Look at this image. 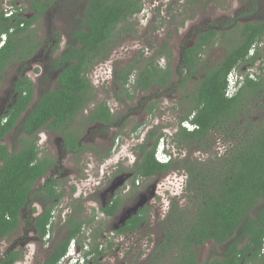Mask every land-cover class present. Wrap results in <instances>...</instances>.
Wrapping results in <instances>:
<instances>
[{
  "label": "trees",
  "instance_id": "trees-1",
  "mask_svg": "<svg viewBox=\"0 0 264 264\" xmlns=\"http://www.w3.org/2000/svg\"><path fill=\"white\" fill-rule=\"evenodd\" d=\"M60 1L85 4L77 14L78 24L69 33L65 49L53 59L52 67L60 69L54 88L40 95L29 108L34 99L33 82L23 77L17 82L19 93L15 102L2 116L6 121L0 118V239L18 229L22 210L40 189L46 198L45 205L50 204L30 221H34L33 228L40 241L49 228L52 229V211L64 193L59 189V181L52 176H47L44 184L35 189L36 182L45 177L54 165V158L41 154L37 144L38 133L42 130L59 133L66 150L79 154L87 146L80 143L81 136L75 130L76 117L88 105L93 104L81 123H101L109 127L117 121L105 100H95L96 90L88 73L97 62L108 58L119 34L134 31L127 27L119 30L118 27L128 24L131 17L141 12L143 0ZM52 4L53 0H32L29 5L32 14L29 16L19 15L18 9L11 16L0 11V34L8 33L0 48V78L9 63L31 57L41 45L34 24ZM262 4L264 0H249L245 4L248 18L233 25V36L215 64H210L203 55H207L208 50L219 42L221 33L216 27L208 26L198 33L193 44L183 47L181 60L175 69L171 63L172 51L165 42L155 54L144 57L140 52L132 62L114 70L113 94L115 99L125 104L133 100L138 90L145 92L166 85L185 87L188 79L194 76L197 78L195 88H185L187 92L182 94L187 104L181 107L183 114L178 122L187 120L193 128L179 126L172 138L177 145L186 146L189 153L190 149L210 152L217 138L224 143L222 152L207 154L203 159L192 158V161L187 160L189 154L175 161L177 156L168 151L171 158L166 163L155 158L157 144L162 138V132L157 128H150L144 141L137 145V160L129 170L133 173L132 187L139 178H152L173 168L182 169L187 175L190 204L180 206L177 201H171L160 221L165 229L161 239L162 255L173 252L172 264H264V253L260 255L264 244V72L251 71L244 75L235 72L241 63L252 67L260 58L258 45L264 39V16L260 18L258 14H264V6L263 10L260 9ZM10 28H13L12 32H9ZM58 47L59 43L55 50ZM164 50L168 51L165 66H162L157 59ZM260 71H263L262 65ZM201 72L203 75L200 76ZM230 73L237 77V88L226 94ZM141 101L146 103V99ZM144 107L147 114H153L158 105L149 102ZM24 111L23 118L18 121ZM139 126L136 123L132 130ZM14 129L23 133L21 148L10 151L2 139ZM213 137L215 139L212 140ZM110 149L111 146L100 153V161L109 156ZM119 171L124 170L120 168ZM119 204L120 199L115 197L101 210L114 215ZM78 207L83 211L81 206ZM147 209L141 210V214L135 215V220L121 230L138 228L146 219ZM94 217L85 220L73 215L68 217L64 225L66 237L57 241L41 264H57L72 239L80 242L82 227L90 226ZM208 242L223 245L222 252L218 257L200 261L197 248ZM111 246L110 242L107 247ZM88 254L103 256L104 251L95 242ZM21 256L22 248H7L0 264H15ZM148 264L161 262L154 257L149 258Z\"/></svg>",
  "mask_w": 264,
  "mask_h": 264
},
{
  "label": "rangeland",
  "instance_id": "rangeland-1",
  "mask_svg": "<svg viewBox=\"0 0 264 264\" xmlns=\"http://www.w3.org/2000/svg\"><path fill=\"white\" fill-rule=\"evenodd\" d=\"M12 1L17 3L16 6L24 7L23 11L25 14L32 13V10L28 9L32 0ZM248 1L143 0L141 12L131 17L128 24L125 22L126 26L121 24L118 27L119 30L121 27H127L129 29L132 28L134 31L129 30L125 31L123 35L119 34L116 39L117 44L111 48L108 58L97 62L95 68L88 73L96 90L95 100H105L107 102L115 115L116 123L109 127L101 125V128H99L100 126H93L94 124L92 123H81L85 112L79 114L76 118L75 130L80 134L83 143L87 147L85 152L78 156L70 151V153L64 154L61 158L59 169H62V171L56 177L58 180H63L60 183V189L64 193V198L52 211L54 218H52V229L49 228L48 231L49 236L43 238V241H39L33 228V220L30 221V218H35L43 210L42 204L38 203L40 199L38 192L33 194L32 202L22 210L18 229L10 236L0 239V258L6 253L7 248H22V256L15 264H41L47 259L50 250L56 246L57 241L62 239L66 229L64 227L65 220L73 214L75 216L76 211L80 212L78 206H83L85 210L79 214L77 213V217L83 220L93 215L95 217L90 226L89 234L82 231V237L78 243L83 245L82 249H86L87 245L90 247L93 242L102 244L104 255L99 262L100 264H147L149 258L153 259L154 257L161 264L173 263V252H167L162 255L161 239L165 229L160 221L169 208L171 201H177L180 206L190 204L186 189L187 175L182 169L173 168L165 174L154 176L147 180L145 186L155 184V193L154 196H151L146 201L150 209L146 212L147 219H145V224L134 232L121 235H111L112 232L110 231L116 228L117 219L114 217L103 218L99 214L98 208L102 202H100L98 195L94 194L91 196L92 185L100 183L99 189L103 186L106 187L112 178L110 175L118 167L124 170L122 172H127L134 166L131 152L137 150L139 142L136 140L140 139L148 128L155 127L162 132L161 137L166 143L168 151L173 156H177L175 161L183 158L186 154H189L187 160L192 161V158L199 157L203 159L207 154L220 153L224 150V143L221 138H217L210 152L190 149L189 153L186 146L177 145L172 138V134L177 127L182 126V123L178 124L179 118L183 114L181 107L187 104V99H184L182 94L187 92L185 88L190 90L195 88L197 78L194 76L188 79L185 87L166 85L161 89L153 87L145 92L138 90L135 92L133 100L125 104L115 99L113 81L111 79L112 74H114L115 68L132 62L134 58L139 56L140 52H142L144 57L155 54L165 42L172 51L171 63L172 68L175 69L181 60L183 47L193 44L198 33L208 26L216 27L221 33L219 42L208 50L207 55H203L204 59H209L210 64H215L218 61L217 59L223 55L230 37L233 36V25L248 18L245 15V4ZM4 2L5 0H0L3 6ZM84 4L85 2L53 0L49 10L34 24V27L37 28V38L45 41V37L49 33L56 36L57 39L60 37V48L58 50L60 51L67 43L69 33L77 26L76 17L83 10ZM263 6L264 4L260 6L261 10H263ZM258 16L261 18L264 14H258ZM260 43L264 46V39ZM45 50L40 49L37 51L36 60L43 61L53 58L52 56L43 55ZM58 51L56 54H58ZM167 51L164 50L161 57L157 59L162 66H165ZM260 51V53L263 52V50ZM263 64L264 60H260V58L256 60L252 67L247 63H241L235 68V72L239 75H244L251 71L261 74L260 67ZM32 65H35V63ZM19 66L20 63L11 62L1 78L0 105L5 100L3 99L4 95L6 96L7 94L5 90L11 85L13 77L18 74ZM25 75L29 76L35 85L39 84V80L36 79L37 72L34 68L28 70ZM199 75H203V72ZM177 80L178 78L176 77L175 81L177 82ZM129 84H132V81ZM142 99H146L145 104L149 102L157 103L158 107L153 114L145 112V104L142 103L144 102L141 101ZM262 101L264 102V99ZM136 123H139L140 126L136 130H132ZM114 134L113 142L115 143L118 137L119 145L113 149L114 144L112 143L109 156L100 161L99 155L94 153V151H104L108 147L109 142H105L102 137ZM21 136H23V133L14 129L2 139V142L8 146L10 151H16L21 148ZM38 136V145L42 150L41 154L46 155L50 152L51 156H58L61 150V141L57 139L58 137L51 133L46 134L44 131H41ZM214 137L212 140L215 139ZM43 180L44 178H41L36 182L35 189L42 186ZM145 186L138 190L143 192L146 188ZM72 188L75 190L72 191ZM138 190L127 193L125 188L120 189L116 194L120 199L119 209L127 208V206L130 208L135 202ZM124 191L125 193H123ZM32 208H36V210L33 212L31 211ZM95 234L98 235L93 238ZM86 238L89 240L84 243ZM108 238L111 240L108 241ZM110 242L112 246L108 248L107 245ZM222 249L223 245L213 242L205 243L197 248L199 260L204 261L212 257H218ZM82 252L83 250H81ZM74 258L76 259L74 264H83L85 262V258L82 255L77 254ZM85 264L89 263L86 262Z\"/></svg>",
  "mask_w": 264,
  "mask_h": 264
},
{
  "label": "flooded vegetation",
  "instance_id": "flooded-vegetation-1",
  "mask_svg": "<svg viewBox=\"0 0 264 264\" xmlns=\"http://www.w3.org/2000/svg\"><path fill=\"white\" fill-rule=\"evenodd\" d=\"M5 3L6 4H9L10 6H13L14 8H17L18 9V14L20 15H26V16H29L30 14L28 13V14H25L24 13V11H23V8L24 7H22V6H16L17 5V3L14 1H12V0H5ZM30 4H31V2H30ZM29 4V5H30ZM28 9H29V6H28ZM32 14V13H31ZM43 17V16H42ZM41 18V17H40ZM37 34V33H36ZM8 37V36H7ZM40 39V38H39ZM59 39H60V37L57 39L56 38V36H54V35H52L51 33H49V34H47L46 35V37H45V41L44 40H42L41 41V45L38 47V49L33 53V55L31 56V57H29V58H27V59H24V60H20V61H12V62H17V63H20V66H19V69H18V74L17 75H15L14 77H13V79H12V83H11V85L5 90L6 91V96L4 95V98L3 99H5L4 100V102H5V106H4V102L3 103H1V105H0V118L3 116V115H5V114H7V112H9V109L12 107V104L15 102V100H16V98H17V96H18V93H19V89H18V86H17V82L20 80V79H22L23 77H28V78H30L29 76H27V75H25V73L28 71V70H32L33 68L36 70V72H37V75H36V79L37 80H39V84H37V85H35L34 84V82H33V80L31 79V81L33 82V96H34V99L32 100V102L28 105V107L30 108V106H33L34 105V103H35V101H36V99L40 96V95H42L43 93H45V92H47V91H49V90H52L53 88H54V86H55V84H56V80H57V76H58V73L60 72V69L59 70H56V69H54L53 67H52V65H53V59H56V57H58L60 54H61V52L65 49V46H66V44L64 45V47L60 50V51H58L59 50V48H60V41H59ZM57 43H59V47H58V49H56L55 50V47H56V44ZM55 44V45H54ZM43 45V46H42ZM54 45V46H53ZM41 47H43V48H41ZM258 47H260L259 49L260 50H263V52H264V46H262L261 45V43H259V45H258ZM40 49H46L45 50V52H44V54L43 55H45V56H48V57H53L52 59H50V60H36V53H37V51H39ZM58 51V54H56V52ZM261 52V51H260ZM260 53V60L262 59V60H264L263 58H264V53ZM33 63H35V65H32ZM10 64V63H9ZM8 64V65H9ZM263 66V71H262V73L264 72V64L262 65ZM8 67V66H7ZM93 68H95V66L93 67ZM92 68V69H93ZM6 71V70H5ZM5 71H4V73H5ZM91 71V70H90ZM4 73H3V75H4ZM3 75H2V77H3ZM1 77V78H2ZM0 78V81L2 80ZM112 78H113V74H112ZM111 78V79H112ZM53 85V86H52ZM91 105H93V104H91ZM91 105H88L82 112H85V115H84V117H86L87 115H88V113H89V109H90V106ZM27 107V108H28ZM81 112V113H82ZM24 113H25V111L24 112H22L21 114H20V116H19V118H18V121L19 120H21L22 118H23V116H24ZM79 116V115H78ZM77 116V117H78ZM76 117V118H77ZM3 119H2V121L3 122H5L6 121V119H5V117H2ZM90 123H92V122H90ZM93 124V123H92ZM96 124L98 125V126H100L99 128H101V125H103V124H101V123H95L93 126H96ZM100 130V129H99ZM148 130H150L149 128H148ZM148 130L145 132V134L140 138V139H138V140H136L137 142H139V143H142L143 141H144V139H145V135H146V133L148 132ZM13 131V130H12ZM11 131V132H12ZM42 131H44V133H46V134H48V133H51V134H54V135H56L58 138V140L59 141H61V150H60V152L58 153V156H56V157H54V156H51L52 154L49 152L47 155L48 156H50L51 158H54V165L53 166H51L49 169H48V172H47V174H46V176L45 177H42V178H44V182H45V180L47 179V176H52L54 179H56V180H58L57 179V177H56V175L57 174H59V173H61V171H62V169L60 170L59 168V166H60V163H61V158L64 156V154H66V153H70V151L71 152H74L75 153V155L76 156H78V155H80V154H82V153H77L76 151H73V150H66V144L64 143V140H63V138H62V136L59 134V133H57V132H55V131H53V130H42ZM41 132V131H40ZM39 132V133H40ZM39 133H38V135H39ZM104 136V135H103ZM114 136H115V134L114 135H112V136H105V137H102L103 138V140H105V142L106 141H108L109 142V144H108V147H110L111 145H112V143L113 144H115L113 141H112V139L114 138ZM39 137V136H38ZM118 138V137H117ZM116 138V139H117ZM80 140H81V144H84L83 143V141H82V138H80ZM102 143V142H101ZM37 144H38V141H37ZM138 145V144H137ZM108 147L107 148H105V150H107L108 149ZM111 148H112V146H111ZM104 150V151H105ZM97 151V150H96ZM96 151H94V153H96ZM104 151H101V150H98V153H96V154H98L99 156H100V153H103ZM85 151H83V153H84ZM137 153H138V149L134 152H131V155L133 156V158H132V164L134 165L135 164V162H136V160H137ZM119 167L116 169V171L115 172H112V174L110 175V176H112V178H111V180H109V184L105 187V186H103L101 189H99V184L100 183H97V184H94V185H92V189L90 190V193H91V196L92 195H94V194H96V195H98L99 196V198H100V202H102V204L99 206V208H98V211H99V214L100 215H102V217L103 218H111V217H114L115 219H117V221H116V223H115V227L116 228H114L112 231H110V232H112V236H114V235H121V234H124V233H129V232H134V231H136V230H138V229H140L144 224H145V221L143 220L139 225H138V228L137 227H135V228H131V229H125V230H121L122 228H124L125 226H128V225H130L131 224V221L132 220H135L134 219V216L135 215H140L141 214V210H143V209H145V207L146 208H148L146 211H145V215H146V212H148V210L150 209V206H148L147 204H146V201L148 200V199H150L151 198V196H154V193H155V190H154V186H155V184H151V185H147V186H145V184H146V182H147V180H149L150 178H146V179H144V178H139V179H137L135 182H136V184H135V187H132V185H131V182H132V179H133V173L131 172V171H127V172H121V171H119ZM60 170V171H59ZM66 174H68L67 172H66ZM109 176V177H110ZM67 178V177H66ZM41 179V178H40ZM39 179V180H40ZM38 180V181H39ZM37 181V182H38ZM59 181V189H60V183H61V181H63V180H58ZM44 182H43V184H44ZM42 184V185H43ZM146 187L145 188V190H143V192L142 191H140V190H138V189H142L143 187ZM126 189V191H127V193L128 192H134V191H136V190H138V195H137V197H136V199L134 200L135 202H133L134 204L129 208L128 206H127V208L126 207H123L122 209H119V206H118V209H117V211H116V213L114 214V215H107V214H105V213H103L102 212V210H101V208H104V207H106L108 204H109V202L113 199V198H115V197H117L116 196V194H117V192L121 189ZM61 190V189H60ZM39 192V197H40V199H39V201H38V203H40V204H42V209L44 210L45 208H46V206L47 205H49L50 203H47L46 205H45V200H46V198H45V195H42L41 194V189L38 191ZM37 192V193H38ZM123 193H125V191L123 192ZM95 195V196H96ZM158 196V195H157ZM64 198V195H63V197H62V199ZM118 198V197H117ZM62 199H61V201H62ZM120 205V204H119ZM82 208H83V210H85L84 209V207L83 206H81ZM79 208V207H78ZM132 208H134V209H132ZM42 210V211H43ZM119 210V211H118ZM41 211V212H42ZM40 212V213H41ZM80 212H82V211H80ZM79 211H76V214H75V216L77 217L78 215H77V213L79 214L80 213ZM39 213V214H40ZM75 213V212H74ZM165 214H166V212H165ZM164 214V215H165ZM74 215V214H73ZM164 215H163V217H162V219L164 218ZM53 218H54V216H53ZM79 218V217H78ZM147 219V218H146ZM161 219V220H162ZM66 222H67V219L65 220V222H64V225L66 224ZM33 223H34V221H33ZM91 226V225H90ZM89 225H86V227H82V231L84 232H86L87 234H89V232H90V230H91V227H90ZM49 228V227H48ZM66 228V227H65ZM36 235H37V238H38V233L36 232ZM108 235V234H107ZM66 237V233H65V230H64V235H63V237H62V239H64ZM62 239H60V240H62ZM109 240L108 241H110L111 239L110 238H108ZM39 240V239H38ZM89 240V239H88ZM40 241V240H39ZM107 241V242H108ZM98 243V242H97ZM95 246V242H93V244H91L90 245V247L92 248V247H94ZM89 247V246H88ZM99 248L100 249H102V244H100L99 243ZM52 250V249H51ZM50 250V251H51ZM103 250V249H102ZM264 253V244H263V246H262V248H261V251H260V255H262ZM150 257V256H149ZM97 258V259H96ZM103 258V256H96L95 257V254H93V256H89V257H86L85 258V262L83 263V264H85L86 262H88L89 264H100L99 262H100V260ZM99 260V261H98ZM98 261V262H97ZM148 264V263H147Z\"/></svg>",
  "mask_w": 264,
  "mask_h": 264
},
{
  "label": "built area",
  "instance_id": "built-area-1",
  "mask_svg": "<svg viewBox=\"0 0 264 264\" xmlns=\"http://www.w3.org/2000/svg\"><path fill=\"white\" fill-rule=\"evenodd\" d=\"M0 5H1L0 6V11L4 12L5 16H11L13 14V12L15 10H17V8H14L13 6H10L9 4H6L5 2H4V6H3V3H0ZM12 31H13V28H10L9 32H12ZM7 36H8V33H6V32L0 34V48L6 42ZM236 88H237V86H236L235 79H234L233 76H230L229 79H228V86H227V89H226V94H231ZM182 126L188 128V129H192L193 128V125L187 120L182 122ZM118 141H119V138L116 139L115 144L113 146V149H115L119 145ZM163 142H164L163 139L160 138V140H159V142L157 144V148L162 146ZM157 159L160 162H165V161H167L169 159V157L168 156L164 157V155H159L157 157ZM74 255H76V254H74L72 252L68 253V254H64L58 260L57 264H74V261L76 260L74 258Z\"/></svg>",
  "mask_w": 264,
  "mask_h": 264
},
{
  "label": "bare ground",
  "instance_id": "bare-ground-1",
  "mask_svg": "<svg viewBox=\"0 0 264 264\" xmlns=\"http://www.w3.org/2000/svg\"><path fill=\"white\" fill-rule=\"evenodd\" d=\"M48 236H49V232H47V234L45 235L44 238H47ZM86 240H88V239L86 238L85 241H84V243L86 242ZM82 246L83 245H81L80 243H78L76 241V239H72L70 241L69 245H68L67 251L64 254H68V253H71L72 252V253H74L76 255L79 254V255H82L84 257L90 256V254H88V251H89L90 247H88V245H87V248L86 249H84V248L82 249L81 248ZM81 250H83L82 253H81Z\"/></svg>",
  "mask_w": 264,
  "mask_h": 264
},
{
  "label": "clouds",
  "instance_id": "clouds-1",
  "mask_svg": "<svg viewBox=\"0 0 264 264\" xmlns=\"http://www.w3.org/2000/svg\"><path fill=\"white\" fill-rule=\"evenodd\" d=\"M232 73H230L229 75H228V79H229V77L230 76H233V75H231ZM234 77V76H233ZM236 78V79H235ZM234 79H235V82H236V80H237V77H235ZM228 79H227V81H228ZM159 155H164V157H169V159L167 160V161H165V162H161V163H166V162H168L169 160H170V158H171V156L169 155V153H168V148H167V145H166V143L165 142H163V144H162V146H160L159 148H156V151H155V158H156V160H158L157 159V157L159 156ZM160 162V161H159ZM74 256H76V255H74ZM84 258H86V257H84Z\"/></svg>",
  "mask_w": 264,
  "mask_h": 264
},
{
  "label": "water",
  "instance_id": "water-1",
  "mask_svg": "<svg viewBox=\"0 0 264 264\" xmlns=\"http://www.w3.org/2000/svg\"><path fill=\"white\" fill-rule=\"evenodd\" d=\"M132 209H134V208H132Z\"/></svg>",
  "mask_w": 264,
  "mask_h": 264
}]
</instances>
